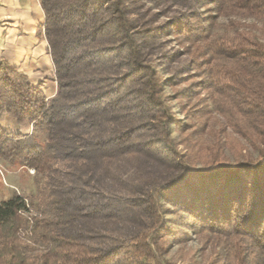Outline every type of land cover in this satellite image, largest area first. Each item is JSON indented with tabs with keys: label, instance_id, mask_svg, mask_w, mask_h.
I'll list each match as a JSON object with an SVG mask.
<instances>
[{
	"label": "trees",
	"instance_id": "trees-1",
	"mask_svg": "<svg viewBox=\"0 0 264 264\" xmlns=\"http://www.w3.org/2000/svg\"><path fill=\"white\" fill-rule=\"evenodd\" d=\"M150 1L183 11L152 25L131 16L129 0H39L57 82L50 99L0 58V116L49 126L50 138L60 131L73 144L63 159L83 161L52 183L42 210L16 192L0 201V264H178L166 257L176 236L169 207L213 247H224L206 264H264V39L235 27L206 41L203 53L205 88L222 89L249 121L257 159L194 168L180 161L172 138L178 122L147 56H164L157 40L169 29L196 34L199 6L208 0ZM211 2L225 16L260 23L264 33V0ZM52 149L0 124L5 163L44 173L58 158ZM137 154L169 171L123 178Z\"/></svg>",
	"mask_w": 264,
	"mask_h": 264
},
{
	"label": "rangeland",
	"instance_id": "rangeland-1",
	"mask_svg": "<svg viewBox=\"0 0 264 264\" xmlns=\"http://www.w3.org/2000/svg\"><path fill=\"white\" fill-rule=\"evenodd\" d=\"M128 5L132 17L143 15V19L152 20V25L168 22L179 11H183V7L177 3L159 7L150 0H129ZM198 13L199 20L194 26L196 34H174L169 29L157 40L164 56H147L163 81L161 98L178 122L172 130L174 146L180 154V161L194 168H201L211 160L224 164L255 161L260 143L248 124L249 121L241 116L232 99L221 92L222 89L205 88L203 53L206 52V41L224 33H232L235 27L252 29L264 39V33L260 30L261 24H256L251 18L225 16L211 0L200 5ZM181 67L188 71L183 72ZM13 125L16 124L9 127L17 131L18 128ZM23 125L28 128L25 135H35L43 144L52 146L51 153L58 158L51 162L50 170L44 173H38L33 167L12 165L0 160V201L16 192L28 199L34 211L42 210L45 200L49 198L52 183L59 181L62 174L69 169L81 166L83 161L63 159L73 144L60 131H55L50 138L49 126L36 129L33 124ZM128 163L123 174L125 179L162 175L169 171L141 154L133 156ZM169 209L166 217L175 228L176 236L166 257L178 264L187 261L206 264L215 260V250L223 251L224 247H213L212 240L204 233L196 232L188 224H183L182 212L175 213L171 207ZM23 240L37 246L32 238L23 237Z\"/></svg>",
	"mask_w": 264,
	"mask_h": 264
},
{
	"label": "crops",
	"instance_id": "crops-1",
	"mask_svg": "<svg viewBox=\"0 0 264 264\" xmlns=\"http://www.w3.org/2000/svg\"><path fill=\"white\" fill-rule=\"evenodd\" d=\"M44 21L39 0H0V58L24 73L33 85H40L50 99L57 92V83ZM13 123L17 131L9 127ZM0 124L7 131L28 132L27 126L5 113L0 116Z\"/></svg>",
	"mask_w": 264,
	"mask_h": 264
},
{
	"label": "built area",
	"instance_id": "built-area-1",
	"mask_svg": "<svg viewBox=\"0 0 264 264\" xmlns=\"http://www.w3.org/2000/svg\"><path fill=\"white\" fill-rule=\"evenodd\" d=\"M34 171V169H32Z\"/></svg>",
	"mask_w": 264,
	"mask_h": 264
}]
</instances>
